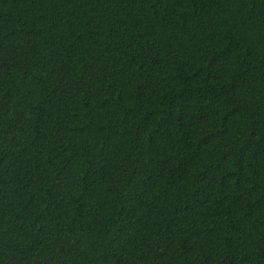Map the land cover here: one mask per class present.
Wrapping results in <instances>:
<instances>
[{"label":"trees","instance_id":"16d2710c","mask_svg":"<svg viewBox=\"0 0 264 264\" xmlns=\"http://www.w3.org/2000/svg\"><path fill=\"white\" fill-rule=\"evenodd\" d=\"M0 264H264V0H0Z\"/></svg>","mask_w":264,"mask_h":264}]
</instances>
